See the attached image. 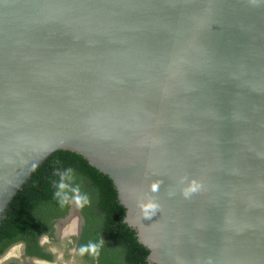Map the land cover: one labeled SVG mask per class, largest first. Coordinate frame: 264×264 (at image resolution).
Wrapping results in <instances>:
<instances>
[{
  "label": "water",
  "instance_id": "obj_1",
  "mask_svg": "<svg viewBox=\"0 0 264 264\" xmlns=\"http://www.w3.org/2000/svg\"><path fill=\"white\" fill-rule=\"evenodd\" d=\"M69 150L154 264H264V0H0V223Z\"/></svg>",
  "mask_w": 264,
  "mask_h": 264
},
{
  "label": "trees",
  "instance_id": "obj_2",
  "mask_svg": "<svg viewBox=\"0 0 264 264\" xmlns=\"http://www.w3.org/2000/svg\"><path fill=\"white\" fill-rule=\"evenodd\" d=\"M74 192L81 201L87 225L93 223L91 235L106 241L101 249L93 250L90 258H97V264H154L147 262L148 249L123 222L125 209L117 199L112 180L80 154L62 149L40 163L9 202L0 223V255L13 243L24 240L31 244L39 234L51 229L52 218L67 214ZM27 252L51 258L40 247Z\"/></svg>",
  "mask_w": 264,
  "mask_h": 264
},
{
  "label": "flooded vegetation",
  "instance_id": "obj_3",
  "mask_svg": "<svg viewBox=\"0 0 264 264\" xmlns=\"http://www.w3.org/2000/svg\"><path fill=\"white\" fill-rule=\"evenodd\" d=\"M68 206L67 214L63 217L52 218L51 229L39 234L35 242L30 244L27 241L19 240L13 243L12 245L18 244L17 252L21 261L13 260L10 262L16 264H54L58 258V252L62 251L64 255L74 257L76 263L97 264V258L90 257L93 255V250L101 249L100 246H104L106 241H103L102 237L96 239V236L91 235L90 229L93 223L89 222V226L87 225L86 218L81 211V201L77 192H74V195L69 199ZM86 212L88 216L91 215L90 207L87 206ZM33 247H40L41 251L50 254L51 258L28 254L27 250Z\"/></svg>",
  "mask_w": 264,
  "mask_h": 264
},
{
  "label": "rangeland",
  "instance_id": "obj_4",
  "mask_svg": "<svg viewBox=\"0 0 264 264\" xmlns=\"http://www.w3.org/2000/svg\"><path fill=\"white\" fill-rule=\"evenodd\" d=\"M18 244L10 245L1 255H0V264L7 263L8 261H21V257L17 252ZM58 258L54 261V264H79L76 263L74 257L66 256L62 251L58 252Z\"/></svg>",
  "mask_w": 264,
  "mask_h": 264
},
{
  "label": "bare ground",
  "instance_id": "obj_5",
  "mask_svg": "<svg viewBox=\"0 0 264 264\" xmlns=\"http://www.w3.org/2000/svg\"><path fill=\"white\" fill-rule=\"evenodd\" d=\"M62 229H65V228H63V227H61Z\"/></svg>",
  "mask_w": 264,
  "mask_h": 264
}]
</instances>
